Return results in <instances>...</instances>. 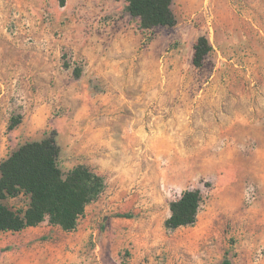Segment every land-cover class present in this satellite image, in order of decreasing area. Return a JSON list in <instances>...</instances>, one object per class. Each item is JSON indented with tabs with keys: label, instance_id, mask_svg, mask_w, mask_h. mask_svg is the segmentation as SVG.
Wrapping results in <instances>:
<instances>
[{
	"label": "rangeland",
	"instance_id": "1",
	"mask_svg": "<svg viewBox=\"0 0 264 264\" xmlns=\"http://www.w3.org/2000/svg\"><path fill=\"white\" fill-rule=\"evenodd\" d=\"M127 4L123 35L82 45L58 0H0V164L55 134L65 174L106 183L73 230L0 231V264H264V0H172L150 29ZM187 189L197 220L168 228Z\"/></svg>",
	"mask_w": 264,
	"mask_h": 264
},
{
	"label": "trees",
	"instance_id": "2",
	"mask_svg": "<svg viewBox=\"0 0 264 264\" xmlns=\"http://www.w3.org/2000/svg\"><path fill=\"white\" fill-rule=\"evenodd\" d=\"M61 6L67 0H58ZM128 12L150 29L158 25L173 26L177 19L172 0H127ZM193 62L200 66L211 51L207 36H200L194 46ZM60 146L55 134L26 142L0 164V231H19L37 226L45 220L73 230L86 211L105 188V178L85 164L66 174L59 166ZM24 192L30 196L29 206L16 211L3 200ZM202 202L199 189H187L170 204L168 228L176 229L196 222ZM224 264H231L225 262Z\"/></svg>",
	"mask_w": 264,
	"mask_h": 264
},
{
	"label": "crops",
	"instance_id": "3",
	"mask_svg": "<svg viewBox=\"0 0 264 264\" xmlns=\"http://www.w3.org/2000/svg\"><path fill=\"white\" fill-rule=\"evenodd\" d=\"M119 1L67 0L63 7L70 20L73 19L72 15H74L82 45H85L86 39H90L91 42L96 40L91 38H95L97 31H100V35L106 38H113L125 33V19L120 17L117 12Z\"/></svg>",
	"mask_w": 264,
	"mask_h": 264
}]
</instances>
